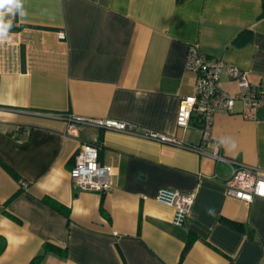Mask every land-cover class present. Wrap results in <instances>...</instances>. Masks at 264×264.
Returning a JSON list of instances; mask_svg holds the SVG:
<instances>
[{
	"label": "crops",
	"instance_id": "obj_1",
	"mask_svg": "<svg viewBox=\"0 0 264 264\" xmlns=\"http://www.w3.org/2000/svg\"><path fill=\"white\" fill-rule=\"evenodd\" d=\"M23 7L26 17H6L13 26L0 43V264H32L45 242L56 249L38 264H264V198L245 203L224 188L228 160L264 170V107L253 120L240 100L234 113L216 112L201 152L187 146L202 140L199 120L175 123L181 98L195 92L184 66L190 44L264 81L261 0ZM219 85L238 91L224 75ZM68 115L123 121L179 144L89 124L71 134ZM83 142L98 145L109 167L105 194L71 180ZM215 144L225 160L209 155ZM160 188L193 193L184 225L156 200Z\"/></svg>",
	"mask_w": 264,
	"mask_h": 264
},
{
	"label": "built area",
	"instance_id": "obj_2",
	"mask_svg": "<svg viewBox=\"0 0 264 264\" xmlns=\"http://www.w3.org/2000/svg\"><path fill=\"white\" fill-rule=\"evenodd\" d=\"M57 36L59 39L65 38L62 31ZM184 66L195 73V92L181 98L175 123L185 128L195 116L202 131L201 142L198 145H187L190 148L198 152L204 151L203 146L209 139L213 115L218 111L234 113L236 100L242 102L240 114L245 119H255L256 109L264 107V81L260 84L251 83L245 71L220 58L208 57L196 44L187 47ZM222 75L236 80L238 91L235 94H229L220 87L219 79ZM68 118L72 122L68 128V133L71 134H74L76 126L89 124L179 144L174 137L127 125L123 121L76 115H68ZM98 149V145L94 143H81L69 174L73 183L80 189L105 194L112 186L111 173L108 166L98 161ZM209 155L216 161L225 160L218 144L214 145ZM228 161L231 163V174L224 181L225 193L245 203L251 202L254 197L264 198V190L261 187L264 185V170L236 161ZM193 197L192 192L169 188L158 189L155 196L157 201L173 207L172 222L177 226L185 224Z\"/></svg>",
	"mask_w": 264,
	"mask_h": 264
},
{
	"label": "clouds",
	"instance_id": "obj_3",
	"mask_svg": "<svg viewBox=\"0 0 264 264\" xmlns=\"http://www.w3.org/2000/svg\"><path fill=\"white\" fill-rule=\"evenodd\" d=\"M19 15L21 18L27 16V12L23 7V0H0V43L9 39V32L12 28V20L6 19L9 16ZM225 140L219 142L220 145L226 144ZM219 146V145H218ZM236 144L234 141L230 144V149H235ZM209 215H214V210H208Z\"/></svg>",
	"mask_w": 264,
	"mask_h": 264
},
{
	"label": "trees",
	"instance_id": "obj_4",
	"mask_svg": "<svg viewBox=\"0 0 264 264\" xmlns=\"http://www.w3.org/2000/svg\"><path fill=\"white\" fill-rule=\"evenodd\" d=\"M261 16H264V0H261ZM22 56H24V54L22 53ZM56 209H59V207L56 205L55 206ZM52 249H56V245L50 243V242H45L42 247L41 250L39 251V253H37V255H35V257L32 259V264H38L42 258L44 257V255L46 254V252L48 250H52Z\"/></svg>",
	"mask_w": 264,
	"mask_h": 264
},
{
	"label": "snow or ice",
	"instance_id": "obj_5",
	"mask_svg": "<svg viewBox=\"0 0 264 264\" xmlns=\"http://www.w3.org/2000/svg\"><path fill=\"white\" fill-rule=\"evenodd\" d=\"M261 187H262V190H264V185H262Z\"/></svg>",
	"mask_w": 264,
	"mask_h": 264
}]
</instances>
